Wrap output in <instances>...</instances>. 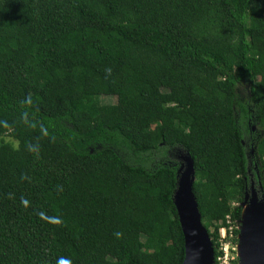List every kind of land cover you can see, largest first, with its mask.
I'll return each mask as SVG.
<instances>
[{"label":"trees","instance_id":"1","mask_svg":"<svg viewBox=\"0 0 264 264\" xmlns=\"http://www.w3.org/2000/svg\"><path fill=\"white\" fill-rule=\"evenodd\" d=\"M179 151L219 264L264 196V0H0V264H181Z\"/></svg>","mask_w":264,"mask_h":264},{"label":"water","instance_id":"2","mask_svg":"<svg viewBox=\"0 0 264 264\" xmlns=\"http://www.w3.org/2000/svg\"><path fill=\"white\" fill-rule=\"evenodd\" d=\"M176 158L179 164L172 201L184 239L181 264H214L212 241L202 222L193 191V159L187 151H179ZM258 185L261 186L259 182ZM239 205L238 264H264V196L259 194L253 180Z\"/></svg>","mask_w":264,"mask_h":264},{"label":"rangeland","instance_id":"3","mask_svg":"<svg viewBox=\"0 0 264 264\" xmlns=\"http://www.w3.org/2000/svg\"><path fill=\"white\" fill-rule=\"evenodd\" d=\"M115 100V97L112 96H104L102 98L103 102H113ZM239 226V225H238ZM221 236L225 235V230L221 228L220 230ZM222 252L223 256L219 260V264H230V260L232 256H237V246H235V254L232 253V251L228 248V243L222 242Z\"/></svg>","mask_w":264,"mask_h":264},{"label":"built area","instance_id":"4","mask_svg":"<svg viewBox=\"0 0 264 264\" xmlns=\"http://www.w3.org/2000/svg\"><path fill=\"white\" fill-rule=\"evenodd\" d=\"M230 228H231V226L229 227V229ZM223 229L225 230V235H226V233H227L226 232V229L225 228H223ZM225 235L224 236H221V238H225ZM222 242H225V241L222 240L221 241V244H222ZM225 243H228V242L226 241ZM235 246L236 245H234V246L231 247V245L228 243V248L232 251L233 254H235V252H234L235 251ZM221 249H222V246H221ZM222 256H223V254L218 257V261L221 259ZM235 258H237V256H232L231 260H234ZM231 260L229 262L230 264H238V260H237V263H231Z\"/></svg>","mask_w":264,"mask_h":264},{"label":"flooded vegetation","instance_id":"5","mask_svg":"<svg viewBox=\"0 0 264 264\" xmlns=\"http://www.w3.org/2000/svg\"><path fill=\"white\" fill-rule=\"evenodd\" d=\"M251 163L249 162L248 165H250ZM248 171H249V168H248ZM252 176V175H251ZM252 178V177H251ZM252 180V179H251Z\"/></svg>","mask_w":264,"mask_h":264},{"label":"clouds","instance_id":"6","mask_svg":"<svg viewBox=\"0 0 264 264\" xmlns=\"http://www.w3.org/2000/svg\"><path fill=\"white\" fill-rule=\"evenodd\" d=\"M224 228V227H223ZM220 230H221V228H220ZM220 237H221V234H220Z\"/></svg>","mask_w":264,"mask_h":264}]
</instances>
